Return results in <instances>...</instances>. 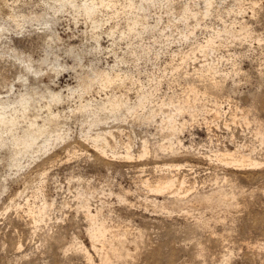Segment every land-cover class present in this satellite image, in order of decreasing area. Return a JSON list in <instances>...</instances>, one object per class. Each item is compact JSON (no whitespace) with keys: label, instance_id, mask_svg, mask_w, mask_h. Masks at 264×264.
Masks as SVG:
<instances>
[{"label":"rangeland","instance_id":"374dc122","mask_svg":"<svg viewBox=\"0 0 264 264\" xmlns=\"http://www.w3.org/2000/svg\"><path fill=\"white\" fill-rule=\"evenodd\" d=\"M7 2L0 0V95L11 84L23 89L26 77L39 91L76 85L74 71L52 69L58 56L77 73L114 69L113 84L95 85L97 101L133 106L148 97L119 118L79 112L78 97L52 104L64 111L59 132L67 138L24 158L19 171L10 149L0 150V264H264V0H115L97 29L59 14L54 38L44 25L10 18L11 8L43 13V0ZM134 17L142 21L130 29ZM30 62L42 72L28 70ZM46 104L27 118L41 124ZM107 131L116 157L89 137ZM129 146L134 159L124 158ZM226 148L259 165L228 164L216 156ZM163 177L177 180L159 194ZM96 227L103 233L93 238Z\"/></svg>","mask_w":264,"mask_h":264},{"label":"bare ground","instance_id":"6f19581e","mask_svg":"<svg viewBox=\"0 0 264 264\" xmlns=\"http://www.w3.org/2000/svg\"><path fill=\"white\" fill-rule=\"evenodd\" d=\"M3 1L8 4L7 0H3ZM134 1L135 0H129L127 6L134 7L135 6ZM142 1H145V0H142ZM152 1L153 0H146V2H152ZM116 3L117 2H115V0L114 1L113 0H43V9H44L43 13L38 14V13L33 12V14L31 13L32 14L31 16H28L26 14H18L14 12V8H11L12 14L10 15V18L14 22L18 21V18H22L23 19L22 21L24 22H32V23L36 22L39 25H44L46 29L50 31V35H51L50 38H54L57 36L52 31L55 29L54 27L57 24L59 14L64 13V12H69V13H72L73 15L83 16L88 21H90L94 29H97L101 23V22L99 23V21L97 20V16L106 9L111 10L115 8ZM144 7H145L144 4L141 2L140 4L136 5V8H138L137 9L138 11H141L142 9H144ZM188 7L189 6H185L183 8V15H185V17L190 15V12H191ZM131 21L132 23L129 24V27L130 29H134L133 27L136 24H138L140 20L137 17L133 20L131 19ZM146 24H149V23H146ZM15 27L16 28L22 27V25L17 23V26ZM2 28L4 27L2 26ZM16 51L18 50L16 49L13 50V52L15 53L14 56L17 59H19V55L16 53ZM73 52H74L73 48L69 50V53H73ZM77 56L79 55L77 54ZM42 62L43 63L47 62V58L45 57L44 59H42ZM49 64L52 65V69L56 72H59V69H67V70L74 71L75 76H76L75 80H77L76 85L67 86L65 90L61 89L59 91H56L46 86L45 90L39 91L38 87H33L30 84L29 78L26 77L23 79V82H24L23 89L15 90V84H11V87L9 89V95L5 97L0 95V150L6 147L10 149L7 159H8L9 165L14 167L17 171L21 170L24 167L22 163V160L24 158H34V156L35 155L37 156V154L40 152H47L50 149L52 150L55 144H57L58 142H62L63 140L65 141V139L67 138L66 133L62 134L59 132L61 128L65 126V123L61 122L60 120L63 117L64 111L54 112L52 110V104H58V103L61 104L62 102L67 101L70 98L78 97L79 101L81 102L79 107L77 108L79 112H84L88 115L92 113L93 115L96 116V113L98 111L108 110L112 113L114 117L117 118L119 115H122L121 112L123 109L127 111L128 114L129 112L134 113V111H136L135 110L136 107L142 106L144 100L147 99L148 97L147 95L148 93L142 94L139 97L138 103H136L135 105L133 104V106H130L131 104H129L127 101L125 102V100L123 101V100L117 99L116 97L112 98L109 96L107 97L106 101L104 100L97 101L96 99L91 97V94L94 91L95 85L98 84L99 87L106 88L110 84H113L115 75L119 76L118 74L114 72L113 68H106V69L99 68L98 69V68L91 67L89 69L90 71L87 73H84V72L77 73L73 65L68 66L66 64L63 65L62 63H60L58 60V56H55L54 62H51ZM26 68L28 70H33L34 74L35 73L39 74L40 72H42L41 69L34 68L31 62L26 66ZM87 96L91 98L86 99ZM42 100L47 101V104L45 105V107H47V109L49 110V113L43 119V122L40 124L38 121L39 116H36L35 118H32V119L30 118L28 119L27 111L30 108L34 107L37 103H40ZM74 112H75V109L70 108V113H74ZM111 116H108V118ZM174 116L170 115L168 117V121L171 126H173ZM20 118L26 119L25 125L19 126ZM98 121L99 119L93 118L90 125L91 126L98 125ZM176 124L178 125L179 123H176ZM182 125L183 124H181V126ZM89 134H86V135H89ZM89 137L92 139L94 147L100 153L106 155L108 154V152H110L112 156L116 155L115 151L113 150V146L110 140V137L111 138L114 137L112 134V131H107L104 133H96L94 136L90 135ZM181 143L182 141L179 140V144ZM147 147L148 146L146 144L143 145L142 152L139 153L138 155L139 159L142 157H146V154L148 153ZM170 148H171L172 154L180 153V152L175 151L174 146L170 145ZM131 149L132 148L129 146L124 158L132 159L134 157V154L131 152L132 151ZM216 156L217 157L221 156L224 160H227V161L230 160L227 163L231 164L232 166L241 167V166H248V165L249 166L259 165L258 162L252 159H246L244 155H239L238 150L232 151L226 148L223 151L219 152ZM247 161L249 162L248 164L245 163ZM182 166L184 165H164L163 167L167 169H172L175 167L177 168V170H179L182 168ZM176 180H177L176 178H172V177L160 178L157 181L156 186L153 188V191L158 192L159 194L164 191L167 192L168 190L167 188L172 187L175 184ZM87 213L90 217L94 216L93 213L89 209ZM102 233H103V229L99 227L93 228L91 230V236L93 238H97L101 236ZM104 264H109V263L108 261H105Z\"/></svg>","mask_w":264,"mask_h":264}]
</instances>
